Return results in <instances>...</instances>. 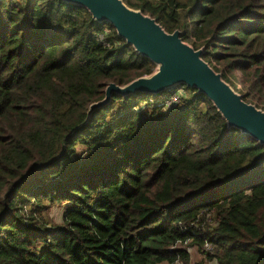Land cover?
Masks as SVG:
<instances>
[{
  "label": "trees",
  "instance_id": "1",
  "mask_svg": "<svg viewBox=\"0 0 264 264\" xmlns=\"http://www.w3.org/2000/svg\"><path fill=\"white\" fill-rule=\"evenodd\" d=\"M123 1L264 111V0ZM155 70L82 7L0 0V264H264V146L206 96L114 95L82 126Z\"/></svg>",
  "mask_w": 264,
  "mask_h": 264
},
{
  "label": "water",
  "instance_id": "2",
  "mask_svg": "<svg viewBox=\"0 0 264 264\" xmlns=\"http://www.w3.org/2000/svg\"><path fill=\"white\" fill-rule=\"evenodd\" d=\"M59 1L86 9L99 24L109 23L127 45L156 67L152 75L125 86L108 85L104 99L90 106L82 126L89 123L96 110L109 105L114 95L159 96L176 88L187 87L206 96L228 128L236 129L264 146V111L245 102L242 95L224 81L222 74L204 61V49L195 50L182 40V32H166L154 18L131 9L123 0Z\"/></svg>",
  "mask_w": 264,
  "mask_h": 264
},
{
  "label": "rangeland",
  "instance_id": "3",
  "mask_svg": "<svg viewBox=\"0 0 264 264\" xmlns=\"http://www.w3.org/2000/svg\"><path fill=\"white\" fill-rule=\"evenodd\" d=\"M237 89H238V93L241 92L242 86L239 85ZM50 215H51V217L55 223H61L62 222V209L61 208H58V207L53 208ZM189 252L191 255L192 264H196L202 260V257L198 254L197 250L191 248V249H189Z\"/></svg>",
  "mask_w": 264,
  "mask_h": 264
},
{
  "label": "built area",
  "instance_id": "4",
  "mask_svg": "<svg viewBox=\"0 0 264 264\" xmlns=\"http://www.w3.org/2000/svg\"><path fill=\"white\" fill-rule=\"evenodd\" d=\"M170 98L166 102L167 109H174L180 102V99L185 95V91L182 88L173 89ZM170 90V91H173Z\"/></svg>",
  "mask_w": 264,
  "mask_h": 264
}]
</instances>
